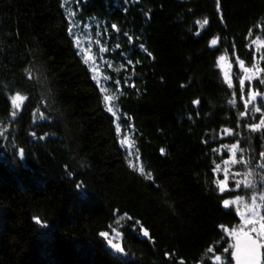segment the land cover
<instances>
[{"label":"trees","instance_id":"obj_1","mask_svg":"<svg viewBox=\"0 0 264 264\" xmlns=\"http://www.w3.org/2000/svg\"><path fill=\"white\" fill-rule=\"evenodd\" d=\"M73 37L80 45L85 39L94 60L84 63ZM257 37L264 40V0H219V7L217 0H0V129L7 137H0V264H210L217 254L231 261L223 249L233 237L219 226L240 218L222 201L251 190L236 193L231 183L220 192L212 168H222L240 141L253 175L236 168L264 190V129L248 128L264 115V95L247 98L250 90L264 94V73L245 81L243 95L239 85V60L254 62ZM222 55L234 66L231 88ZM16 91L30 99L13 122ZM113 93L117 101L102 102ZM141 165L145 175L135 170ZM124 213L149 236L124 227L131 223ZM110 224L122 230L114 242L126 254L114 255L99 236Z\"/></svg>","mask_w":264,"mask_h":264},{"label":"snow or ice","instance_id":"obj_2","mask_svg":"<svg viewBox=\"0 0 264 264\" xmlns=\"http://www.w3.org/2000/svg\"><path fill=\"white\" fill-rule=\"evenodd\" d=\"M217 7H219V0H217ZM126 10V9H125ZM197 23H200L198 21ZM203 25L208 24V19L204 18L203 19ZM112 29H115L117 32H119V28L116 24L111 25ZM251 32V29L249 30ZM68 32L70 35H72L73 32V24L69 22L68 26ZM125 36L128 34L125 33ZM199 35V33H197ZM75 42L79 44V40H76L75 37H73ZM129 41L132 40V37H128ZM219 37H214L211 40V45L215 46L218 43ZM97 44L100 43L99 40L96 41ZM254 44L258 45V47H264V40H261L259 37H257L254 41ZM117 48H119V44L116 45ZM141 49H143L145 52H147V49L144 48V45L141 44L139 45ZM101 52L107 51V48L101 46L99 49ZM148 55H151V53H148ZM253 55V60L255 61V53ZM95 57L87 56L84 59V63L87 64L89 60H94ZM220 60H224L225 57L221 56L219 58ZM239 60V58H237ZM261 60H264V55L260 56ZM239 64L241 69L243 70L246 75L243 78H239V85H240V92L243 95L244 93V86H245V80L251 81L254 77L258 76L260 73H264V68H260L255 62L253 63L251 68L245 67V62L243 60H239ZM127 65H133V61L131 59H127ZM111 66V65H109ZM125 67V65H121V68ZM90 70H95V69H90ZM117 72L120 71V69H116ZM29 78H31L29 76ZM96 77L93 76V80H95ZM224 79L227 82L228 86L231 88L233 86V81L232 78L230 77L229 73L225 71L224 73ZM259 83L261 85H264V79H260ZM116 85L120 84L119 79L115 81ZM133 87L135 86L134 84L132 85ZM101 92H106L108 91L106 88H101ZM236 93L233 92V96H235ZM257 95H264V94H259L256 91H249L248 92V97L250 100H255ZM30 99L29 95L22 94L20 91H16L13 95L10 97L11 105H12V110H11V117L12 121L15 122L17 119L21 118L23 113L20 112L18 113V109L21 108L22 105H25V102ZM119 99V95L116 93H113L112 95H104L103 96V101L102 102H109V101H117ZM198 103V102H194ZM230 104L235 105L236 100H230ZM248 100L244 101V107H248ZM26 107V106H25ZM107 111L108 112H113V108L111 106H107ZM255 113L261 112V108L256 107L253 109ZM239 115L243 116L246 115V113H239ZM46 119L47 117H43ZM248 128L251 129L252 131H259L261 129H264V115H261L259 123H251L248 125ZM116 133L119 134L121 131V127L119 124L116 125ZM229 134L232 133L231 129L226 130ZM30 136L35 138V139H43V137H37V134L35 132L30 133ZM0 137L7 139L5 136L4 130L0 129ZM121 145L128 144V138L127 136L124 137L120 141ZM205 143H208V141H205ZM240 141H237L236 143L232 144L230 146V151H231V157L227 160H224L223 163L225 165H243L244 167L248 168V172L245 173V175L252 176L253 171L249 167L251 164V159H245L243 153L244 149L239 148ZM239 148V151L241 153L240 158L237 159V149ZM137 152L139 151L138 149L136 150ZM161 152H164V149L162 148L160 150ZM216 150L213 149V152ZM18 156L20 160H23L25 158V149L23 147H20L18 149ZM261 157H264V152L260 153ZM139 158V157H137ZM127 159V157H126ZM129 166L132 167L131 161H129ZM66 168L68 167L67 165L65 166ZM261 178H260V183L259 186L261 188H264V164H261ZM220 169V165L217 164L215 167L212 168V172L216 173ZM140 172L141 175H145V169L141 165L139 168L135 169ZM69 175H72V173H69ZM241 173L236 172L233 173V176H240ZM147 178H151V173L147 174ZM216 183L219 187L220 192H225L226 188L228 187V169H224V179H217ZM235 187L236 189L248 192L252 191L255 193L257 189V184L253 183L252 180H245V181H235ZM75 188L78 190V195L81 197H87L88 196V190L86 186L84 185L83 182H77L75 184ZM231 191V190H230ZM251 203H246L245 202V197L241 195L235 196L233 199H224L222 201L224 208L229 209L231 211L230 206L231 205H236L235 207V212L240 216L241 223L237 226L234 227H226L225 225H220L219 228L222 229L228 236H231L234 238V243L229 245V247H225L223 249L224 253H229L231 255V258L234 259L235 264H264V213L261 212V208L264 207V192H261L259 195L253 194L250 197ZM259 200V204H257V201ZM243 204V210H241L240 205ZM124 218H127L131 223L125 224L124 227H131L134 230L137 231L138 234H142L145 237L149 236V231L142 223H140L137 220H134L132 217H129L127 213H124ZM32 219L36 222L37 225H40L41 227H46L48 221L42 220L39 216H33ZM115 223L118 225L119 220L115 221ZM109 231H101L99 233L100 237H103L106 241L107 244L110 246V251H113V254H126L125 253V248L122 246L121 243H116L114 242V239L109 238L110 232L114 233L115 236L120 237L123 235L122 230L117 231L115 227H113L111 224L108 226ZM165 257H168L171 259V255L168 252L164 253ZM180 264H184L183 258L180 260ZM210 264H231V261L227 259V257H222L221 255L217 254L212 257V260Z\"/></svg>","mask_w":264,"mask_h":264},{"label":"rangeland","instance_id":"obj_3","mask_svg":"<svg viewBox=\"0 0 264 264\" xmlns=\"http://www.w3.org/2000/svg\"><path fill=\"white\" fill-rule=\"evenodd\" d=\"M83 36H84V33H83ZM260 39H261V37H259ZM80 39V37H76V40H79ZM80 42H81V44L82 45H80V43L79 44H77V45H80V47L83 49V51H84V53H85V55L86 56H89L91 53H90V51H85L84 50V46H85V44H84V42H85V39H81L80 40ZM258 46V45H257ZM264 47H258V50H259V54H258V56L255 58V63L260 67V68H264V60H261L260 59V56L261 55H264V50H262ZM223 57H225V59L224 60H220L219 59V64H220V67H221V69H222V71H223V73H225V71H227L228 73H229V75H230V77L232 78V80H233V71H234V66H233V64H232V62L229 60V57L227 56V55H222ZM253 62V63H254ZM253 63L251 64V65H247V64H245V67H248V68H251L252 67V65H253ZM96 70H97V68H96ZM239 70H240V74H241V78H243L245 75H246V73H244L243 72V70L241 69V67H240V64H239ZM98 71V70H97ZM261 74V73H260ZM260 74L258 75V76H260ZM258 76H256V77H254V78H257ZM253 78V79H254ZM245 81H247V80H245ZM247 98H248V100L250 101V102H252L253 100H250L249 99V97L247 96ZM238 156H239V149H237V156H236V158L237 159H239L238 158ZM231 157V156H230ZM225 168H227L228 169V187L226 188V190L227 189H230V184L232 183V184H234V187H235V181H245V180H252L251 178H248L247 176H246V179L244 178L245 176L243 175L242 176V174L240 175V176H233V173H236V172H239V173H242L241 172V170H238L237 168H236V165H231V164H229V165H225V164H223L222 165V168H220L219 169V174H220V177H221V179H224V169ZM253 181V180H252ZM236 188V187H235ZM258 189V188H257ZM256 189V191H255V193H253L252 191H250V192H248V194H247V196H245V195H243V194H235V196H237V195H241V196H244L245 197V202L246 203H251V199H250V197H251V195H253V194H256V195H259L261 192H264V190L263 189H261L260 191H258ZM237 191H235L236 193L239 191V189H236ZM234 196V197H235ZM233 197V198H234ZM232 198V199H233ZM257 204H259V200L257 201ZM234 207H236V205L234 204L233 205ZM243 204H241L240 205V208H241V210H243ZM261 212L262 213H264V207H262L261 209ZM239 218H240V216H239ZM240 221H239V224L241 223V219H239ZM238 224V225H239ZM119 237H117V236H113V239H118ZM222 257H223V255H221ZM231 264H232V262H231Z\"/></svg>","mask_w":264,"mask_h":264},{"label":"water","instance_id":"obj_4","mask_svg":"<svg viewBox=\"0 0 264 264\" xmlns=\"http://www.w3.org/2000/svg\"><path fill=\"white\" fill-rule=\"evenodd\" d=\"M233 241H234V238H233ZM235 242V241H234ZM232 259V258H231ZM232 261L234 262V264H235V261H234V259H232Z\"/></svg>","mask_w":264,"mask_h":264}]
</instances>
